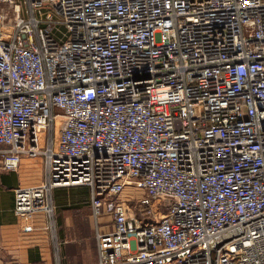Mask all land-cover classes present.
I'll return each instance as SVG.
<instances>
[{
  "label": "built area",
  "instance_id": "1",
  "mask_svg": "<svg viewBox=\"0 0 264 264\" xmlns=\"http://www.w3.org/2000/svg\"><path fill=\"white\" fill-rule=\"evenodd\" d=\"M38 158L16 212L88 187L96 264H264V0H0V173Z\"/></svg>",
  "mask_w": 264,
  "mask_h": 264
},
{
  "label": "crops",
  "instance_id": "2",
  "mask_svg": "<svg viewBox=\"0 0 264 264\" xmlns=\"http://www.w3.org/2000/svg\"><path fill=\"white\" fill-rule=\"evenodd\" d=\"M29 174V169L21 170V167L16 172L0 173V264H96L98 248L95 254L85 249L80 238L69 241L57 234L59 228L77 226L82 220L78 215L64 213L59 205L61 200L72 198L76 206L87 201L91 208L90 189H53L47 194L52 212L45 210L39 215L27 216L16 212L15 192L25 187L27 181L24 177ZM45 181L44 175L37 185L43 186ZM54 232L57 233L54 235ZM87 255V262L84 263L83 257Z\"/></svg>",
  "mask_w": 264,
  "mask_h": 264
},
{
  "label": "rangeland",
  "instance_id": "3",
  "mask_svg": "<svg viewBox=\"0 0 264 264\" xmlns=\"http://www.w3.org/2000/svg\"><path fill=\"white\" fill-rule=\"evenodd\" d=\"M29 169L30 174L25 176V180L27 184H25V188H38L41 187L40 185H37V183H41V178L46 177V171L44 168V161L42 158L38 159H24L22 162L21 170L23 169ZM36 183V184H34ZM144 193V191L138 189L137 187H128L124 193V198H133L137 196H141ZM62 203L59 204L62 206L64 213L67 214H75L78 215L81 220V224H78L77 226H67V227H61L59 228L58 235L62 236L63 238L67 240H72L74 238H80V242L85 246V249L87 251H92L96 254L98 244L96 240V226H95V220L91 218V208L89 203L86 201L84 203H78L79 205L76 206V204L73 203V199L70 198V200H61ZM53 210V209H52ZM45 210H41L34 213H25L23 215H39L40 213H43ZM58 211V209H57ZM77 217V216H76ZM103 218L101 219V223H103ZM56 231V230H55ZM54 232V235L56 234ZM96 257V256H95ZM84 263L87 262V256H84Z\"/></svg>",
  "mask_w": 264,
  "mask_h": 264
}]
</instances>
